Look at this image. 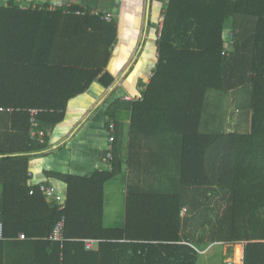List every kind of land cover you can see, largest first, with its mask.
Wrapping results in <instances>:
<instances>
[{"label": "trees", "instance_id": "obj_1", "mask_svg": "<svg viewBox=\"0 0 264 264\" xmlns=\"http://www.w3.org/2000/svg\"><path fill=\"white\" fill-rule=\"evenodd\" d=\"M77 12L85 13L75 6L23 11L13 1L0 7V108H13L23 121L18 132L28 136L19 147L0 143V264H196V246L216 242H245L244 264H264V0H166L158 64L143 100L130 105L127 159L116 135L111 171L53 174L67 185L60 211L29 186L27 154L45 149L47 141L32 139L27 110H41L37 121L45 132L94 82L105 88L115 82L105 69L116 22ZM228 27L233 46L227 52ZM243 87L251 89L250 132L212 128L205 121L211 92ZM117 107L111 106L110 119ZM155 136L173 140L165 145L179 158L172 178L177 191L151 188L164 176L142 167L135 139ZM152 154L151 166L158 153ZM161 155L164 161L167 154ZM124 173L125 222L108 227L106 187ZM216 206H225L217 224L208 218L192 228L199 208ZM63 216L61 246L49 237ZM209 224L211 234L200 236ZM86 240L98 241V250L87 251Z\"/></svg>", "mask_w": 264, "mask_h": 264}, {"label": "crops", "instance_id": "obj_2", "mask_svg": "<svg viewBox=\"0 0 264 264\" xmlns=\"http://www.w3.org/2000/svg\"><path fill=\"white\" fill-rule=\"evenodd\" d=\"M9 1H13L23 11L47 7L49 12H55L75 6L91 15L111 17L117 24V39L112 57L105 69V72L114 78V84L105 88L96 81L85 94L72 99L68 103L64 120L54 127H46V148L27 154L29 186L38 187L43 183L52 185L65 197L67 185L53 174L86 177L97 171H111V164L105 160L111 124L116 126L115 136L118 135L121 140L122 156L127 159L132 112L131 101L126 98L142 95L154 75L159 61L158 42L163 27L166 0H0V7L7 6ZM230 32L232 30L228 27L225 31L226 42L230 39ZM250 100V87L239 88L229 93L212 92L205 121L209 122L212 128L224 124L227 133H230L229 130L232 133H249L252 119ZM113 103H117L118 107L114 118L110 119L108 112ZM234 106L238 108L236 116ZM2 109L0 108V143L11 147L25 145L28 136L17 130L23 125V121L16 117L15 111ZM243 109L248 112H243ZM167 140L169 139L162 136L135 139L143 168L148 167L147 160L150 154L154 152L159 154L160 150H156L154 148L156 146L153 145H159ZM125 193L127 195V191ZM124 222L125 205L122 220H114L113 225L106 226L120 227ZM212 244L224 246L222 264L228 260L244 264L245 242ZM207 245L208 243L196 246L199 251L196 264H213L210 256L214 260L216 250L213 248L204 250V246ZM235 247L238 248L237 251L234 250Z\"/></svg>", "mask_w": 264, "mask_h": 264}, {"label": "rangeland", "instance_id": "obj_3", "mask_svg": "<svg viewBox=\"0 0 264 264\" xmlns=\"http://www.w3.org/2000/svg\"><path fill=\"white\" fill-rule=\"evenodd\" d=\"M230 38V39H229ZM229 41L226 42L227 44H230V42H232V32H230L229 35ZM212 93V92H211ZM237 107L234 106V116L237 115L236 111H237ZM244 110V109H243ZM243 112H248V110H244ZM234 119V118H233ZM220 127L222 129L225 130V126L224 124H221ZM203 132H206L205 129H202ZM230 133H232L231 130H229ZM169 140H167L164 143H161L159 145H153L156 146L154 147L156 150H160L159 154H156L155 156V164H149L148 163V167L147 169L149 171H154V172H158L160 173L161 176H164L162 180H156V181H151L152 183V187L153 189H158V190H164V192H174L179 190V186L178 184H174L172 182V178H175L178 176V171H179V158L177 157V153H173L172 150H168L166 148L165 143H167ZM170 143V142H168ZM165 150V151H164ZM161 154H167V157H165V162L163 161V155ZM152 156H154V154H152ZM151 156V157H152ZM149 159V157H148ZM127 174H123L118 176L117 178H115L113 181H111L107 188H106V224L107 225H113V221L114 220H122V216H123V206L125 205V200H126V193L125 191H127L129 183H128V179H127ZM151 178V177H150ZM163 183V184H162ZM219 196H217L215 198V201H220L221 200V194H218ZM215 206L214 201L211 204V207ZM208 207V206H206ZM206 207H201L198 210V216L197 219H195L193 227L195 226H199L202 222L208 220V218H210V220L212 221V223L217 224V221L220 219V217L222 216V209L225 208V206H222V208L216 206V208H214L211 211H207ZM201 226V225H200ZM212 225L209 224L203 228H200V232L199 235H210L211 231H212ZM212 243H208L207 246H204V250L207 249H211L213 248V250H216V256L213 258L210 256V261L211 263L213 262V264H222V260L224 259L222 252L224 249V246L222 244L220 245H214ZM235 251H237L236 247L234 249ZM213 251V252H214ZM210 253V252H209ZM210 255V254H208ZM235 259V258H234Z\"/></svg>", "mask_w": 264, "mask_h": 264}, {"label": "built area", "instance_id": "obj_4", "mask_svg": "<svg viewBox=\"0 0 264 264\" xmlns=\"http://www.w3.org/2000/svg\"><path fill=\"white\" fill-rule=\"evenodd\" d=\"M77 15H82L83 13L77 12ZM103 19L107 22L112 21L111 17H103ZM233 46V40L230 42V44L225 45L226 51L230 50V48ZM226 52V53H227ZM126 100L135 102V101H142L143 97L140 94L139 96L132 98V97H127ZM3 110V109H2ZM8 111H14L12 109H8ZM30 116V123H31V129H30V134L32 139L38 140L41 144L45 143V138H46V133L40 129L39 122L37 121V115L41 112L38 110H27ZM115 129L116 126L115 124H111L109 131V138H108V149L106 151V157L105 160L110 163L113 160V148H114V143L116 141V136H115ZM37 189L40 191V193L46 198V200L54 204L59 208L60 211H64L66 209V204H65V197L58 191V189L55 186L48 185V184H40ZM35 192V189H32L30 191V195H33ZM187 213V209H183L182 211V216H185ZM66 228V217L63 216L55 225L54 230L49 237V240L52 242L60 243L61 246L64 245L66 239L64 236ZM20 239L25 240V235H20ZM85 248L87 251H96L98 250V245L99 242L95 240H86L85 242ZM225 264H239L237 261H226Z\"/></svg>", "mask_w": 264, "mask_h": 264}]
</instances>
